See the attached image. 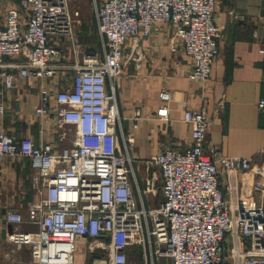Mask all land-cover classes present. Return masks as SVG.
<instances>
[{
    "label": "built area",
    "instance_id": "2783aa9c",
    "mask_svg": "<svg viewBox=\"0 0 264 264\" xmlns=\"http://www.w3.org/2000/svg\"><path fill=\"white\" fill-rule=\"evenodd\" d=\"M70 2L0 0L1 86L10 89L17 78L35 86L34 115L63 131L72 126L74 134L69 145L55 147L0 130V156L27 157L38 194L25 217L5 209L6 242L28 248L23 264H74L80 237L84 251L103 249L109 264H264V151L259 159L207 151L213 112L202 97L197 108L182 111L190 145L145 159L138 185L132 132L123 134L120 125L117 79L127 61L144 57L140 40L157 24H168L169 50L190 59L186 77H210L218 45L216 0H91L102 52L84 50L80 58V7ZM65 49L72 60L64 58ZM159 97L166 101L168 93ZM257 105L264 107V98ZM155 116L168 119L164 103ZM141 118L134 112L132 128ZM157 186L158 204L146 206L143 196ZM24 223L35 227L24 229Z\"/></svg>",
    "mask_w": 264,
    "mask_h": 264
},
{
    "label": "crops",
    "instance_id": "0c3cea01",
    "mask_svg": "<svg viewBox=\"0 0 264 264\" xmlns=\"http://www.w3.org/2000/svg\"><path fill=\"white\" fill-rule=\"evenodd\" d=\"M260 16H264V0H216L213 19L218 27L217 53L210 77L204 82L189 80L186 74L190 59L181 51L169 50L168 24H157L150 37L140 40L144 57L139 62L127 61L115 86L121 130L123 134L132 132L129 141L136 170H141L144 160L163 148L183 150L190 145V124L182 120V111L185 107L197 108L202 97L207 98L213 112L204 139L206 150L216 148L229 156L261 157L264 107L260 108L257 101L264 98V18ZM82 52L77 51L78 58ZM64 58L72 60L69 49L64 50ZM67 75L70 74L66 72L63 78L69 79ZM161 91L168 93L166 101L160 99ZM37 103L36 87L24 79L17 78L10 89L0 84V130L36 143L69 145L73 127L63 131L50 118L35 116ZM163 103L167 106V120L155 116ZM134 112L142 116L136 128L131 126ZM31 173L27 157L0 156V264H12L20 251L27 256L23 262L29 259L26 246L15 249L6 242L4 211L12 208L26 216L27 204L38 197ZM220 183L226 186L225 174ZM22 227L28 230L35 226L24 223ZM79 241L77 246L82 248L84 238ZM77 258L75 262L80 263L83 253Z\"/></svg>",
    "mask_w": 264,
    "mask_h": 264
},
{
    "label": "rangeland",
    "instance_id": "374dc122",
    "mask_svg": "<svg viewBox=\"0 0 264 264\" xmlns=\"http://www.w3.org/2000/svg\"><path fill=\"white\" fill-rule=\"evenodd\" d=\"M71 5H79L80 7V17L78 26L75 29V34L77 37V51L81 54V50H92L96 51L98 54L102 52V38L97 32L96 28V21L93 14V7L91 0H71ZM131 154V153H130ZM133 168L137 172L138 177V185H141L142 178H140L141 173L136 170V166L134 160L132 162ZM136 191V190H135ZM160 200V192L157 186V189L153 192H147L146 196H143V202L146 206L154 207L158 204ZM81 247L76 248L75 252V260L78 259L77 256L82 255L83 253V260H80V263L75 262V264H109L108 256L103 249H95L87 253L84 248V245ZM80 249V250H79ZM24 251L17 252L15 256L19 259V264L24 263L23 261L27 256H24ZM27 254L28 251H27ZM17 259L14 261L12 260L10 263L18 264ZM135 258L130 257V261H136ZM158 261V260H157ZM26 262V261H25ZM159 264H166V260L160 259Z\"/></svg>",
    "mask_w": 264,
    "mask_h": 264
}]
</instances>
